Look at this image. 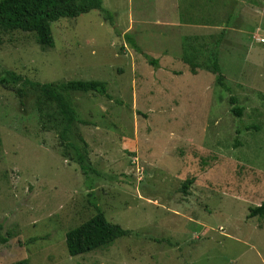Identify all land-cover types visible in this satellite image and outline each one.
I'll use <instances>...</instances> for the list:
<instances>
[{
	"label": "rangeland",
	"instance_id": "1",
	"mask_svg": "<svg viewBox=\"0 0 264 264\" xmlns=\"http://www.w3.org/2000/svg\"><path fill=\"white\" fill-rule=\"evenodd\" d=\"M103 4L114 25L60 19L51 48L3 34L0 76L103 81L113 100L69 93L67 130L55 103L0 84V264H264V217H249L264 201V0ZM96 207L132 235L71 257L66 233Z\"/></svg>",
	"mask_w": 264,
	"mask_h": 264
},
{
	"label": "trees",
	"instance_id": "2",
	"mask_svg": "<svg viewBox=\"0 0 264 264\" xmlns=\"http://www.w3.org/2000/svg\"><path fill=\"white\" fill-rule=\"evenodd\" d=\"M97 10L104 14V19L112 25L115 24L113 15L104 7L103 0H0V47L3 44V34L12 31L33 33L36 41L43 47H54L52 24L64 18H78L79 16ZM121 36V33L119 34ZM127 42L136 51L141 48L132 35L126 33ZM151 66L157 67L159 61L148 57ZM211 71L216 75V84L229 91L226 77L222 73L217 57L214 56ZM0 84L14 91L20 99L28 96L29 90L41 94L47 102L57 105L62 118L66 123V129L76 122V111L69 100V93H95L108 100H113L108 92V85L103 81L72 80L61 84H41L13 71H5L0 76ZM234 104L235 100L231 98ZM233 112L240 117V109L234 108ZM63 134L66 131L62 132ZM81 168L86 172L84 158L80 156ZM195 182V178L187 180L183 184V192L187 193L189 187ZM264 217V201L258 207L252 208L250 218ZM1 231V226H0ZM132 231L126 230L118 224L111 223L104 212L96 207V214L80 226L66 233V247L71 257L87 254L99 249L111 246L116 240L129 237ZM6 239L0 235V243ZM12 264H30L29 260L23 259Z\"/></svg>",
	"mask_w": 264,
	"mask_h": 264
}]
</instances>
